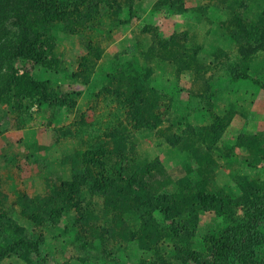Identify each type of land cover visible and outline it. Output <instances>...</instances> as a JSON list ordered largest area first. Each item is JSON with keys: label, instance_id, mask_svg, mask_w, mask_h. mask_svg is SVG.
<instances>
[{"label": "rangeland", "instance_id": "obj_1", "mask_svg": "<svg viewBox=\"0 0 264 264\" xmlns=\"http://www.w3.org/2000/svg\"><path fill=\"white\" fill-rule=\"evenodd\" d=\"M49 2L0 0L3 237L46 264H196L264 192V0ZM22 27L43 63L4 56Z\"/></svg>", "mask_w": 264, "mask_h": 264}, {"label": "trees", "instance_id": "obj_2", "mask_svg": "<svg viewBox=\"0 0 264 264\" xmlns=\"http://www.w3.org/2000/svg\"><path fill=\"white\" fill-rule=\"evenodd\" d=\"M49 0H27V4L31 11L42 12V19L46 22L53 18L49 7ZM35 4V5H34ZM56 10V9H55ZM54 10V11H55ZM22 27L16 35V42L13 44L7 43L5 45V54H11L13 57L24 53L25 59L33 63L41 64L43 63L44 57L43 53L45 51L42 42L37 38H31L27 36V31ZM18 31V30H17ZM15 34V33H14ZM253 49L248 48L249 51ZM2 51V50H0ZM247 53H241L246 55ZM48 63V62H47ZM113 75H118L119 77H125V82L130 83V78L127 77L131 74H126L121 71V69H116ZM133 79H137V73H133ZM135 83L139 86V90L147 89L148 85L145 77L142 75ZM135 86V85H134ZM34 88L40 93V96L46 94L43 85L36 81ZM215 90V89H214ZM218 93V90L214 91V96ZM132 185L128 181V185ZM149 184V183H148ZM148 184L140 185L139 187H132L134 194L138 197H143L146 195L145 189H149ZM129 185V186H130ZM131 187V186H130ZM58 216V212L56 213ZM52 217V222L56 221V217ZM264 225V192H259L257 195H252L244 200V205L239 214L233 217L232 222L229 223L223 230V232L215 238L208 251L201 254L196 251H188L183 257L184 261L191 260L196 264H247L251 253L258 243L261 237V228ZM10 233V232H9ZM4 234H8L6 227L0 225V259L5 256H15L19 260L23 261L24 264H46V256L38 250L37 244L30 240V243L23 239L16 238L9 242H6L3 237ZM101 239V238H100ZM98 238L93 240V244L90 242L89 245L97 247ZM99 254V250H98ZM91 254H87V258ZM54 264V263H53Z\"/></svg>", "mask_w": 264, "mask_h": 264}]
</instances>
